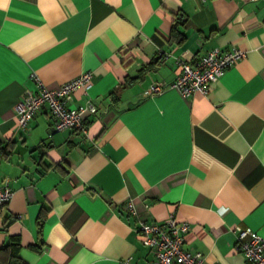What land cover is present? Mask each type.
<instances>
[{"label": "crops", "instance_id": "0c3cea01", "mask_svg": "<svg viewBox=\"0 0 264 264\" xmlns=\"http://www.w3.org/2000/svg\"><path fill=\"white\" fill-rule=\"evenodd\" d=\"M246 51L207 92L157 81L220 46ZM92 70L69 106L85 130H55L47 108L28 129L15 106ZM0 245L27 264H147L130 214L189 220L185 247L204 264H250L236 224L264 235V0H0ZM43 216L39 233L38 219ZM35 246V247H33Z\"/></svg>", "mask_w": 264, "mask_h": 264}, {"label": "built area", "instance_id": "2783aa9c", "mask_svg": "<svg viewBox=\"0 0 264 264\" xmlns=\"http://www.w3.org/2000/svg\"><path fill=\"white\" fill-rule=\"evenodd\" d=\"M245 55L244 49L233 45L226 48L213 47L199 55L194 62L178 58L181 66L179 74L169 82L152 83L145 90V94L160 93L167 88H175L183 96H189L196 91L205 93L212 83ZM92 77L93 71L85 70L57 87H49L36 77L37 90H27L15 106L18 126L28 129L35 114L42 108H47L55 130H85V116L87 113H96L97 105L90 100L72 107L68 102L74 91L84 87ZM13 194L11 178L5 176L0 180V206L8 203ZM127 208L130 214L138 217L137 230L141 233L144 244L149 246L155 255L147 264H204L201 251H192L184 245L186 234L191 228L189 220H178L173 214L164 220L144 218L140 216L132 200L127 203ZM234 230L237 234L236 248L244 253L249 263L264 264V235L240 224H236Z\"/></svg>", "mask_w": 264, "mask_h": 264}, {"label": "trees", "instance_id": "16d2710c", "mask_svg": "<svg viewBox=\"0 0 264 264\" xmlns=\"http://www.w3.org/2000/svg\"><path fill=\"white\" fill-rule=\"evenodd\" d=\"M43 216L42 213L38 219V230L39 233L42 230L43 224ZM21 242L19 241L18 237L12 236L11 240L3 243L0 245V264H27L21 257H20V249H21ZM35 247V246H33Z\"/></svg>", "mask_w": 264, "mask_h": 264}]
</instances>
